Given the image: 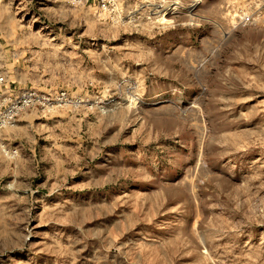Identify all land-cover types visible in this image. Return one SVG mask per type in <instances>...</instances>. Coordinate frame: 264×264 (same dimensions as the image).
I'll return each instance as SVG.
<instances>
[{"label":"rangeland","instance_id":"obj_1","mask_svg":"<svg viewBox=\"0 0 264 264\" xmlns=\"http://www.w3.org/2000/svg\"><path fill=\"white\" fill-rule=\"evenodd\" d=\"M0 63V264H264V0H0Z\"/></svg>","mask_w":264,"mask_h":264},{"label":"built area","instance_id":"obj_2","mask_svg":"<svg viewBox=\"0 0 264 264\" xmlns=\"http://www.w3.org/2000/svg\"><path fill=\"white\" fill-rule=\"evenodd\" d=\"M52 98L34 88L16 89L8 79V71L0 63V131L16 124L28 111L48 108Z\"/></svg>","mask_w":264,"mask_h":264},{"label":"crops","instance_id":"obj_3","mask_svg":"<svg viewBox=\"0 0 264 264\" xmlns=\"http://www.w3.org/2000/svg\"><path fill=\"white\" fill-rule=\"evenodd\" d=\"M12 86H14L16 89H22V87H18V85H16L15 81H12L11 83ZM39 118H41L40 115L34 113V112H27L23 115H21V117L19 118L20 122L18 125L19 129H27L28 128V132L31 131V128L33 127V125H35V122L37 120H39Z\"/></svg>","mask_w":264,"mask_h":264}]
</instances>
